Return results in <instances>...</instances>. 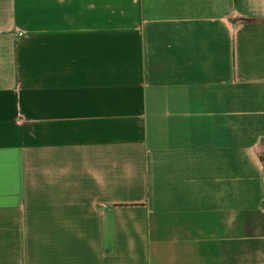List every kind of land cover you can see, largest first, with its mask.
Masks as SVG:
<instances>
[{
  "label": "crops",
  "instance_id": "obj_1",
  "mask_svg": "<svg viewBox=\"0 0 264 264\" xmlns=\"http://www.w3.org/2000/svg\"><path fill=\"white\" fill-rule=\"evenodd\" d=\"M264 0H0V264H264Z\"/></svg>",
  "mask_w": 264,
  "mask_h": 264
},
{
  "label": "built area",
  "instance_id": "obj_2",
  "mask_svg": "<svg viewBox=\"0 0 264 264\" xmlns=\"http://www.w3.org/2000/svg\"><path fill=\"white\" fill-rule=\"evenodd\" d=\"M262 158H263V161H264V150H263V153H262Z\"/></svg>",
  "mask_w": 264,
  "mask_h": 264
}]
</instances>
